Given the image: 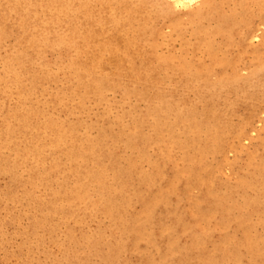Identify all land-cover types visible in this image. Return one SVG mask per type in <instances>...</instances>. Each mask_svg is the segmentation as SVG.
Instances as JSON below:
<instances>
[{
  "label": "rangeland",
  "instance_id": "obj_1",
  "mask_svg": "<svg viewBox=\"0 0 264 264\" xmlns=\"http://www.w3.org/2000/svg\"><path fill=\"white\" fill-rule=\"evenodd\" d=\"M234 1L228 0V9H232ZM254 1L264 10V0ZM76 2L85 6L87 1ZM149 2H153L155 10L165 11L164 18L161 16L159 22L149 26L154 31L152 37L156 42L155 52L162 54L169 50L175 59L184 57L186 61H193L195 64L202 60L201 53L195 54L194 51L195 36L189 32L176 36V27L187 16L199 12L204 0ZM31 3L33 4V0ZM2 10H8L4 0H0V28L3 31H0V106H3L0 123L11 120L9 110L12 101L6 100L4 89L11 86L15 88V81H18L29 95L36 98L25 109L30 106L44 108L48 115L55 116L69 126H76L80 132L81 137H78L76 146L81 145L82 148L77 163H67L64 157L66 147L63 145H60L57 152L49 147L44 148L50 160L58 153L56 168L59 165L61 168L71 167L70 174L77 178L85 177L88 172L99 168L100 164H105L110 178L117 175L121 179L117 185L120 202H128L127 194L136 190L137 197L131 199L133 214L140 213L144 205L149 207L147 226L140 234H134L133 231L138 226L136 219L128 218L123 227L121 216L113 211L106 212L108 200L102 199L103 192L96 182L87 184L78 178L79 183L87 184L80 188L85 192L79 204L81 207L74 206L81 211L75 219L77 221L79 218L78 224L74 222L70 212L60 211L57 204L50 200L51 197L58 198V193L63 188L70 190L73 176L66 175L65 182L64 175L61 176L63 169L60 172H54L55 169L45 172L44 168H48L49 164L38 161V168L33 170L37 176L36 186L23 190L14 181L20 180L21 176L26 177L25 172L29 173V170L15 167L11 172L12 180L0 178V189L24 195L19 203V210H15V204L9 203L10 214H6L15 216L7 227V232L11 234L7 235L13 238L17 246H23L29 238L33 242L59 240L62 244L43 247L48 257L42 256L41 261L65 264L70 256L67 245L64 244L66 241L63 243L67 234H59L58 238L51 237L46 230L49 227L32 224L31 215L36 212L39 217L52 224L58 222L61 216H66L67 220L62 226L65 230H72L76 241L83 234L95 237L96 240L101 238L98 246H90L88 249L76 246L75 250L81 256L82 264H109L110 255L115 250L118 264H222L227 258L235 261L232 264H252V253H247L240 247L235 249L236 242L245 237L256 244L253 252L257 258L253 259V264H264V222L260 219L261 216L264 220V184L256 186L258 179L255 181L250 174V169L264 163V69L261 68L264 67V56L261 66L249 62L257 51L264 49V17L253 16L248 23L249 29L233 32L232 44L226 57L230 60L238 59L234 67L236 82H225L223 86L210 91L205 85L192 84L193 79L187 82L169 63L153 72L152 56L147 52L141 56L138 51H134L131 57H123L120 53L108 56V52L101 46L103 41L109 38L112 41H124L127 34L124 25H115L108 16H105L106 20L94 17L89 23L79 11L61 21L49 16L45 21L49 26L44 27L48 30L45 33L42 29H34L35 21H30V25H18L10 13ZM164 20L165 23L162 24ZM85 26H92L94 30L88 45L86 42L89 36L76 34ZM211 27H217L216 22H212ZM104 30L109 32L106 37ZM31 37H35V43ZM73 41L82 49L86 45L85 52L78 56L77 61L73 60V56L69 58L70 54L68 56L66 52V44ZM215 41L222 43L223 39L217 35ZM87 46L94 48L89 51ZM118 47L123 49L122 44ZM101 55L106 58V63L102 65L98 61ZM118 56L120 60H111ZM239 56L241 57L238 58ZM217 57L224 59L221 52ZM140 65L143 69L138 71L135 67ZM256 69L260 73L257 74ZM226 71L230 73L232 70L226 68ZM206 78L207 84L215 87L219 78L218 71L213 70ZM186 86H193V89L189 90ZM71 88L75 90V96L70 93L69 98L62 100L54 97L55 93L71 92ZM201 91L203 95L200 97ZM206 104H210V107H206ZM185 112L187 120L182 124L178 116ZM195 124L200 126L205 136L219 131V136L227 138L228 146L225 148H228L224 154L210 153L203 157L207 163L206 168L199 172V185L187 186L178 174L181 169H191V162L184 156L182 158V155L190 153L188 149L192 138L193 142L200 141L199 137H193L187 131ZM135 130H138L137 133H134ZM166 134L169 140L171 137L176 139L178 145V148L174 146L172 150V160L164 159L160 152L159 144ZM5 135L4 132L0 134V160L14 154L17 156L21 150V147L17 149L5 144ZM53 136L45 142H54L56 137ZM10 138L11 142H18L21 136L12 132ZM204 140L206 138L201 139ZM184 141L188 143L185 150L182 147ZM136 158L134 166L138 167L137 172H146L150 176L143 186L134 180L135 174L122 171V168L128 167L129 161L135 171L132 166ZM34 166L35 162H32L28 168ZM157 171L159 173L155 174ZM57 177L59 182L56 183ZM173 178L179 182L166 193L165 182ZM244 183L254 189H244ZM161 188L167 195H164L158 205L153 200L141 203L149 193ZM258 196L260 197L257 198ZM220 198L226 201L224 205L213 206L214 201ZM255 199H258L256 204L252 203ZM33 202L41 206L37 211L32 209ZM167 210L172 213H167ZM13 211L21 213V216L13 214ZM192 214L195 217L201 215L200 234L192 232L193 223L198 221L191 217ZM245 216L247 221L244 220ZM241 219L243 222H240ZM161 222L168 236V244H163L164 236L155 234L160 230ZM35 231L38 234H34ZM110 231L112 234H109ZM0 244V259H3L6 252L1 247V236ZM189 245L191 247L187 248ZM195 249H204L206 254L202 261L197 256L200 251H194ZM20 263L18 255L9 262Z\"/></svg>",
  "mask_w": 264,
  "mask_h": 264
},
{
  "label": "bare ground",
  "instance_id": "obj_2",
  "mask_svg": "<svg viewBox=\"0 0 264 264\" xmlns=\"http://www.w3.org/2000/svg\"><path fill=\"white\" fill-rule=\"evenodd\" d=\"M35 1L33 0L32 4L31 0H4L5 7L8 10L2 11L10 13L17 21L18 25H23V23H25V25H30V21H35L36 25L34 26V29H42V32L45 33H47L48 30H45L44 27H49L48 24L45 23V21L46 17L49 16L54 18L56 21H61L67 17H70L71 13L74 14V12L79 11L80 13L82 12L81 16H83V18L87 20V23H89L90 20L94 17H99L100 19L106 20L105 16H108L110 17V20L115 23V25H124L127 32L124 41H122V39L112 41V38L103 41L101 46H103V48L108 52V56L114 53H120V55L123 57H131L134 54V51H138L139 56H141L143 53L147 52L152 56L151 62H153V72H155V70L157 69H160L161 66L166 65V63H169L171 65H168L179 71L181 77H183L187 82H190L193 79L192 84H198L199 86L205 85L204 87L210 91H214V89L216 90V88L220 85L223 86L222 84H224L225 82H236V78L234 76V67L238 59L236 58L230 60L226 57L228 49L232 44L233 32L237 30L239 31L240 29L247 30V28L249 27L248 23L253 16H259L261 18L264 17L263 8L254 0H235L231 10L228 9L227 6L228 0H219L218 2H214V0H204L203 7L201 10H199V12L187 16V18H185V21L181 23L180 26L176 27V36H182L186 34V32H189L192 34V36H195L196 42L194 44V51L195 54H198V52L199 54L201 53L203 60V62L202 60H200L195 64L193 63V61H186L184 57L175 59L174 54H172L169 50L162 54H158L155 52L156 42L152 37L154 31L153 28H149V26H152V23L155 24L156 22H159L158 20L161 16V18H164L163 15L165 14V11L159 9L155 10L153 2L150 3L149 0H82L87 1L85 6L79 5L76 0ZM1 16H4L3 13H1ZM166 21L168 22V20ZM212 22H216L217 27H211ZM163 23H165V20L162 21V24ZM21 30L22 32H24V28H22V26ZM154 30L157 31L156 28ZM0 31L1 33L3 32L1 28ZM93 31L94 30L92 29V26H90V28L85 26L84 28L79 29L76 34H79V36L82 37H84V35L89 36V39L86 42L88 45L91 42L90 40ZM103 33L105 37L109 35L108 31L104 30ZM217 35L222 37V43H217L215 41V37ZM34 38L35 37H31L33 42ZM120 44L123 45V49H120V47H118ZM66 46V49L68 50L66 51L68 56L70 54L69 58L73 56V60L75 61L78 60L79 55L85 52L86 48V45H84L83 49L80 48L74 41L67 43ZM87 48L90 51L94 47L87 46ZM73 51H75V54ZM220 52L224 55V59H218L217 56ZM262 56H264V49H261L260 52L257 51L256 54L250 58L249 62H252L253 64H259L261 66L263 62ZM240 57L241 56H239L238 58ZM111 60L120 59L118 56ZM98 61L99 64L102 65L106 63V58L101 55L98 58ZM135 68L138 71H141V69H143L141 65L136 66ZM226 68H231L232 71L230 73H227ZM261 68L264 69V67ZM213 70L218 71L219 78L217 85L215 87H210L206 82V75L211 73ZM255 72H257L258 74L260 73V70L256 69ZM13 74L15 73H12V75ZM15 82V88H12L11 86L10 88L7 87L6 89H4L3 95L5 96L6 100L9 99L12 101V106L9 110L11 120L0 123V134H2V132L6 134V139L4 141L5 144H9L11 147H16L17 149L21 147V150L19 151V154L17 153V156L16 154H14L12 156H6V158H2V160H0V178L4 179L7 177V179L12 180L13 174L11 172L15 167L22 168L24 170L28 169L29 173L23 170L26 174V177L21 176L19 177L21 181L17 179L14 182L17 183L23 190L34 188L36 186L37 176L33 170L38 168V161H44L46 162V164H49L48 168H44L45 172L53 171L54 169V172H60V170L63 169V173L61 174V176L63 177L64 175L63 178L65 181L67 179L66 175L73 176L70 174L71 167L65 166L61 168V165H59L56 168L55 163L56 161H58V153L55 157L52 158V160H50L48 159V154L46 155L44 148L49 147L50 149H52V151L57 152L60 145H63L66 147L64 157L66 158L67 163H77L79 160V151L82 148L81 145L76 146L78 137H81V135H79V130L76 128V126H69L64 122H61L55 116L48 115L49 113L45 112L44 108H33L30 106L25 109L27 105L32 104V101H36V98H33L32 94L29 95L27 93L28 91L25 90V88L21 84H18V81ZM84 85L85 87L87 86L86 84ZM186 87L189 90L193 89V86L190 88L188 86ZM70 93L72 96L76 95L75 90L71 88V92L68 91V93H55L56 96L54 97L61 100L63 98L67 99L70 97ZM199 95L201 97L203 95V92L201 91ZM31 98L33 100H31ZM28 101L30 102L27 103ZM208 105L210 107V104H206V107H208ZM1 110H3V106H0V111ZM206 112H209V110H207ZM186 113L187 112H185V114L180 113L178 116V120H180L182 124H184L187 120ZM217 121L219 120H216V122ZM137 131L138 130H135L134 133H137ZM187 131L190 132L193 137H199L200 141L203 138H206V140L201 142H193V138L191 139V144L188 149L190 153L187 155H182V158L184 156L191 162V169L189 171H183L181 169V173L178 175L185 181L187 186H189L190 184H196L198 186V182L201 180V178L199 177V172L206 168L207 163V161H204L203 157L210 153H217L218 155L224 154L225 150H227L228 148H225V146H228V140L224 136H219L220 132L217 130L211 132V135L207 134L208 136H205L204 132L197 124H195V126L191 127L190 130ZM12 132L20 134L21 139L19 138L20 140L18 142H11L12 139L10 138V134ZM238 133L239 131L236 133V135H238ZM51 136L56 137L55 141L53 142L49 140V142L46 143L45 140ZM1 139L2 138L0 137V141H2ZM175 140L176 139L172 137L169 140L167 138V134L164 135L162 143L159 144L161 148V156L164 159L170 160L172 158V150L174 146H178L176 145L177 142H175ZM172 143H174V145H172ZM186 144L188 145L187 141H184L182 143L183 150H185ZM100 160L103 162V159ZM32 162H35V166L28 168V166ZM136 162L137 158L134 160L132 166L135 171L131 168L130 165H132V163L130 161L128 162V167L122 168V171H130L129 173H131L132 175L135 174L134 180L138 183H141L143 186L146 179H150V176L146 172L141 174L137 172L139 169L138 167L134 166ZM100 165L101 166L95 169L93 172H88L87 174H85V177L79 176L76 178L75 176H73V183L70 190L68 191L63 188L61 190V193H58L59 199L56 197H51L50 200L57 204L60 211L70 212L74 222L78 223L77 221L79 220V218L77 221H75V219L79 216L77 215V213L79 214L81 213V211L78 207L74 206L77 205L81 207L79 204H81L80 201L83 200L82 198L84 197L85 193L84 191L80 190V188H83L84 185L89 184V182L91 181L96 182L101 192H103L102 199L108 200V206L105 207L106 212L113 211L115 214L121 216L123 218V227L126 226L128 218L136 219L138 226L136 227L135 231H132L134 234H140L141 230L148 224L147 212L149 211V207L147 205H144L140 213L133 214V212L131 211V199L134 196L137 197L136 190L129 191V193L127 194V199L129 200H127L128 202H120L121 196L117 191V185L118 182H121V179H118L117 175H114L113 178H110V175L107 173L108 167L105 164ZM130 168L131 170H129ZM119 173H121V170H119ZM158 173L159 171H157L155 174ZM250 174L252 178L255 179V181L256 178L258 179L257 184L255 183L256 186L264 184V163L259 167L250 169ZM78 178H81L87 184L83 182H81L82 184L79 183ZM55 182H59V177H57ZM178 182L179 180L174 178L173 180L169 179L167 182H165L164 190L166 189V193L169 192L171 186L176 185ZM120 187L122 188L123 186H121L120 184ZM243 188L254 189L252 186L246 183L243 184ZM165 194L162 188L155 190V192L149 193L146 199L144 201L142 200L141 203L145 204L146 201L153 200L154 202H158V205ZM23 197L24 195L20 196L13 192L8 193V190L6 189H0V236L2 238L1 247L6 252L5 257L3 259H0V264H9V262L13 261L17 255L20 257V264H48L41 261L42 256L48 257L47 252L44 251L43 247H47L52 244H62L61 242H59V240L57 242H53L52 240H46L45 242L35 240L33 242L31 238H29V240H27L23 246H17L13 238L7 235L11 234L7 232V227L11 222H13V220L11 219L15 217L14 215H6L10 214L8 212V204H15L14 208L16 211H18V207L20 205L19 203L23 199ZM259 197L260 196H258L257 198ZM257 200L258 199L253 200L252 203L256 204ZM225 202L226 201L221 200V198L216 199L213 206L220 205L222 207V204L224 205ZM38 204L39 203L36 204V202L32 203V209L34 211H37L41 207ZM72 210L74 211V214H72ZM167 213L172 212L170 210H167ZM13 214L21 216V213L19 212L16 213L15 211H13ZM192 216L193 214L191 215V217ZM200 216L201 215L199 214L197 217L193 216L194 219L198 220L196 221V223H193L192 232L194 234L201 233V231L199 232V229L202 230L200 226ZM40 218L41 217H39L35 212V214L31 215L32 220L30 221H33L32 224L36 226L44 224L45 226L49 227V229L46 228L49 236L58 238L57 236H60L59 234H67L66 236H64L63 243L64 241H66V243L64 244L67 245L68 255L70 256L67 258L65 264H82L81 256L75 250L76 246H82L88 249L90 246H98L97 244H99L100 242L101 238L96 240L95 237L90 238L86 234H83L82 238L79 239V241H76L72 230H65L62 226L67 220L66 216L64 215L61 216V218L57 220L58 222L54 224H52L51 222L48 223V221ZM262 218L263 217L260 216L261 221L264 222ZM156 219H158V217ZM244 220L247 221L246 216L244 217ZM240 222H243V219H241ZM159 226L160 230H157L156 232L158 233L155 234L164 236L163 244H168V236L164 231L163 223H159ZM34 234H38V231H35ZM109 234H112V232L110 231ZM254 245H256L254 242H251L250 240H248V237H245L242 241L236 242L235 249L240 247L245 249L247 253H252L250 263L253 264V259L257 258L255 253L253 252ZM164 247H166V245H164ZM188 247H191V245L187 246V248ZM194 251H200L199 255L197 256L200 257V261H202L203 256L206 254L204 249H195ZM236 257L240 258L239 255H237ZM206 262H208V260H206ZM233 262L235 261L227 258L223 260L222 264H232ZM108 263L118 264L116 250L110 255V260Z\"/></svg>",
  "mask_w": 264,
  "mask_h": 264
}]
</instances>
